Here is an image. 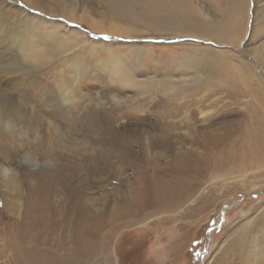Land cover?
<instances>
[{"label": "bare ground", "instance_id": "6f19581e", "mask_svg": "<svg viewBox=\"0 0 264 264\" xmlns=\"http://www.w3.org/2000/svg\"><path fill=\"white\" fill-rule=\"evenodd\" d=\"M13 9L16 15L10 13ZM72 23L84 25L94 34L130 42L125 43L127 52L122 53L114 48L113 41L89 38ZM155 35L164 39L183 38L188 41L177 44L173 56L162 55L163 61L157 62L151 69L143 66L140 59L147 53L144 40L155 38ZM245 42L256 45L251 53L253 59L264 53V0H0V53L8 50V59L0 64V156L7 165L0 167L1 173L8 178L11 172L9 166L17 156V148L8 141V136L14 130L20 136H25L29 122L37 119L45 123V131L58 132L55 121L63 110L57 108L58 104L64 105L67 101L73 105L76 93L82 88L81 78L87 69H91L89 65L86 66L85 54L101 74L97 78L106 83H100L102 87L105 86L107 90H129L134 95L123 100L107 94L95 97L89 95L90 102L100 105V108L93 113L92 119L80 123L84 130L81 137L83 143L95 139L96 127L106 130V139L113 134L111 123L117 120L124 117L141 120L149 114L157 120L159 113L163 119H171L170 129L148 134L134 129L129 133L131 141L128 143L125 138L119 139L117 148L122 147L128 155L135 157L136 153L131 151L132 147H137L140 154L133 157L132 163L138 169L144 162V150L147 151V162L154 167L161 160L173 166L179 164L187 158L186 151L199 144L190 136L186 139L181 134L171 133L173 129L189 130L196 127V120L191 116L177 119L179 109L185 103H180L176 111L170 109L174 100L172 86L176 82L186 85L188 79L196 78V83L211 91L217 87H242L240 92L250 100L246 103V111L253 138V141L243 144L251 149L246 161L251 164L264 162V69H259V73L252 71L250 64L243 59L247 56ZM14 52L21 55L24 66L31 65L28 74L23 73L22 67L9 62V55ZM57 57L70 70L73 87H69L67 80L61 78L58 82L54 81L55 92L48 91L49 86L45 88L39 84L33 88L36 92L34 95L31 87L20 83L23 75L28 76V83L34 82V68L49 66ZM245 72L248 75H244ZM178 74L192 77H176ZM84 84L88 83L84 81ZM21 93L29 94L28 99L35 97L25 108L22 104L28 99L22 103ZM158 96L162 98L156 101ZM228 96L234 99V103L237 102L234 96ZM34 99H39L45 109L36 110ZM144 105H147V111L135 113L142 109L137 108ZM196 105L197 102H192L189 104L190 109L184 110L193 115L191 109ZM32 123L35 124V121ZM202 127L206 130L210 126ZM238 132L246 136L241 124L237 125L236 134ZM105 139L103 142L107 143ZM92 149L87 157L93 158L95 155L94 159L108 161L116 154L115 149L106 148L101 143L98 148ZM25 158L35 161L27 154ZM60 164V168L52 174L40 176L34 186L29 185L25 189V203L21 212L11 210L12 213L8 215H0V264H107V254L100 252L107 251L106 244L102 245L105 237L119 223H126L125 217L130 211L134 214L141 212L145 196L143 187L129 190L128 197L114 190L110 205L105 201L93 204L82 195L92 170L82 161L76 165H67L66 162ZM75 174L77 179L72 181ZM68 183L73 184L71 194L65 195L67 204L53 205L50 196L55 188H62ZM179 202L175 201L173 205ZM65 227L67 229L58 235L57 232ZM31 231L37 232V240L30 241ZM44 233L46 236L41 239ZM63 233L67 236L64 237ZM243 243L241 248L244 247ZM41 244L66 248V253L61 260L28 258L24 251L26 245ZM249 247L255 249L254 245ZM18 248L23 252L21 256L16 255Z\"/></svg>", "mask_w": 264, "mask_h": 264}, {"label": "rangeland", "instance_id": "374dc122", "mask_svg": "<svg viewBox=\"0 0 264 264\" xmlns=\"http://www.w3.org/2000/svg\"><path fill=\"white\" fill-rule=\"evenodd\" d=\"M10 13L17 14L14 9L10 10ZM72 25L81 29L89 38L113 41L114 48L121 50L122 53L127 52L126 41H116L114 38L110 39L111 36L94 34L84 25L75 23ZM186 41L188 40L183 38L173 40L159 38L157 35L155 38H146L144 43L147 44L145 46L147 53L143 54L140 63L154 69V64L163 61L162 55L173 56L177 44ZM255 47V44L245 42L247 56L243 59L250 64L252 71L256 70L259 73V69H264V53L253 59L251 53ZM7 52L8 50L1 51L0 64L8 59ZM12 54L9 55L11 58L9 62L22 67V71H25L23 73L28 74V67L31 65L24 66L21 55L17 52ZM83 56L86 66L89 65L91 69H87L81 78L82 88L76 93L73 105H69L67 101L64 105L58 104L57 108L64 110L55 121L58 132L45 131L47 128L45 123L35 119L29 122V126L27 125L25 136H20L16 130L12 135L8 134V141L12 142L11 145L18 151L15 161L9 166L11 172L8 178L0 171V215H8L12 213L11 210L21 212L25 203V189L29 185L34 186L40 176L52 174L60 168L58 167L60 163L76 165L78 161H82L92 170L82 195L93 204L105 201L110 205L113 202L114 190L127 197L129 190L133 188L143 187L145 190L141 212L134 214L130 211L125 217L126 223H119V226L111 229L105 237L102 245L106 244L104 246L107 251L100 252L107 254V264H264V162L251 164L246 161L251 149L250 146L243 144H248L253 138L246 111V103L250 100L240 92L243 90L242 87L223 89L217 87L211 91L196 83L194 81L196 78L188 79L189 83L186 85L176 82L172 86L171 95L174 100L170 109L176 111L180 103H185L179 109L177 119L183 120L191 116L196 120V127L189 130L173 129L171 133L181 134L186 139L190 136L197 140L199 145L187 150V158L175 166L165 164L166 160H161L156 167L152 166L147 162L145 157L147 151L144 150V156L141 154L144 162L138 169L132 163L134 156L128 155L122 147L117 148V140L125 138L129 143L131 141L129 133L134 129L146 134L170 129L171 119H163L159 113L158 121L150 114L141 120L124 117L111 123L110 130L113 134L106 139V130H99L96 127L95 139L90 143H83L81 137L84 130L80 123L88 122L94 117L93 113L100 108V105L90 102L89 95L95 97L107 94L122 100L132 98L134 95V92L129 90H107L105 86L102 87L106 83L100 82L97 78L101 75L97 67H94L88 55ZM55 59L49 66L34 68L36 74L34 82L28 83V76L23 75L20 83H26L31 87L34 95L36 92L33 88L39 84L46 86L45 88L49 86L48 91L55 92L54 83L61 78L67 80L69 87H73L74 80L70 77V70L60 63V57ZM179 75L182 74L176 77ZM244 75H248V72ZM173 77L176 78L175 75ZM84 81L88 84L83 85ZM17 91L16 89L15 92ZM228 95L234 96L237 102L234 103V99ZM20 97L23 98V103L29 94L21 93ZM33 98L35 97L28 99L27 102L25 100L22 107L31 104L29 101ZM161 98L162 96H158L155 100ZM38 100L34 99L36 110H44V104ZM192 102H197L191 109L193 115L184 110H189V104ZM147 108V105L139 107L137 109L141 110L135 113L143 114ZM34 121L35 124L32 123ZM239 124L243 125L246 136L239 132L236 134ZM205 125L210 126L206 129L208 131L202 127ZM103 139L107 140V143L103 142ZM100 143L106 148L116 150L113 158L107 161L94 159L95 155L93 158L87 157L88 153H92V148H98ZM138 150L137 147H132L131 152L138 156L140 154ZM26 154L35 161L31 162L25 158ZM2 165L7 166L0 156V167ZM137 173L140 175L139 178ZM75 179L76 174L72 181ZM72 184L55 188L50 196L53 205L67 204L66 196L71 194ZM183 197L185 199L181 201ZM175 201L180 202L173 205ZM67 227L57 234L60 235ZM63 235L67 236L66 233ZM45 236L46 233L41 239ZM37 237L36 231L29 233L30 241L37 240ZM250 245H254L255 249L252 250ZM26 246L24 251L28 258L36 257L38 260H61L66 253V248L50 244ZM22 254L18 248L16 255Z\"/></svg>", "mask_w": 264, "mask_h": 264}]
</instances>
